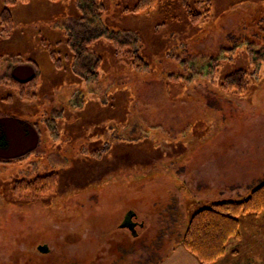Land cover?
Here are the masks:
<instances>
[{
	"label": "rangeland",
	"instance_id": "1",
	"mask_svg": "<svg viewBox=\"0 0 264 264\" xmlns=\"http://www.w3.org/2000/svg\"><path fill=\"white\" fill-rule=\"evenodd\" d=\"M197 1L186 4L203 12ZM183 2L149 15L129 13L139 0H102L95 18L77 0H31L13 9L12 36L0 27V79L23 60L40 70L32 99L2 101L0 88V119L33 128L0 139V264H158L183 247L188 216L264 183V65L247 54L264 48V0H212L197 23ZM110 39L130 43L148 70H133ZM238 70L247 92L223 91ZM51 172L53 196L14 192ZM254 221L219 264H264V222Z\"/></svg>",
	"mask_w": 264,
	"mask_h": 264
},
{
	"label": "trees",
	"instance_id": "2",
	"mask_svg": "<svg viewBox=\"0 0 264 264\" xmlns=\"http://www.w3.org/2000/svg\"><path fill=\"white\" fill-rule=\"evenodd\" d=\"M30 1L0 0V4L2 5L0 27L3 35L10 37L15 33L16 25L13 9L19 5L29 4ZM48 1L59 2L61 0ZM163 1L139 0L136 7L133 10H129V13L150 15L159 8V5ZM186 2L187 0H184L183 6L187 10V15L189 12L188 16L193 23L199 22L202 17L210 13L209 8L212 6V0L197 1L199 5L197 7L204 9L203 12L190 11V7L187 6ZM77 4L81 13L87 17L91 15L95 18H101L103 13L107 11L102 0H77ZM99 38L101 37L97 39ZM110 40L114 42L117 52L124 56L133 70L139 72L148 70V63L136 51L131 49L130 43H121L114 39ZM93 42V39L87 38L81 46L77 47L76 51L80 50V55L87 54L89 46ZM247 54L250 55V64L254 65L256 69L264 65V48L258 53L250 48ZM97 67H99V63ZM39 74L38 65L30 60H23L18 65L11 66L8 73L0 79V88L4 87L3 89L5 90V92L2 91L1 100L17 99L18 101H25L27 98L32 99L35 97L34 91L40 81ZM92 74L95 75L96 71L93 70ZM248 86V74L245 70H238L225 77L222 90L235 95H243L247 92ZM4 93L6 97H4ZM17 119L16 117L10 118V116L0 119V139L8 137L11 130L14 131L13 129L16 128L22 130L20 129L22 127L25 129L27 136H33V128ZM33 127H36V125L33 124ZM7 144H0V150H4ZM28 157L20 159L19 162L27 160ZM59 182L60 174L58 172L45 173L44 175L39 174L34 178L17 182L14 192L21 197L27 194L50 197L54 195ZM252 218L256 223L264 222V183L242 201L214 203L200 207L190 218L187 232L182 240V246L201 264H219L228 255L235 258L237 249L234 247V243L242 241L244 237L243 226H246L248 220ZM31 244L34 245V243ZM44 250L42 254L49 253L47 247Z\"/></svg>",
	"mask_w": 264,
	"mask_h": 264
},
{
	"label": "crops",
	"instance_id": "3",
	"mask_svg": "<svg viewBox=\"0 0 264 264\" xmlns=\"http://www.w3.org/2000/svg\"><path fill=\"white\" fill-rule=\"evenodd\" d=\"M192 207L188 206V215L190 214ZM190 220L188 216V221ZM193 255L188 253L181 245L173 247L170 251V255L165 261L159 262L158 264H201Z\"/></svg>",
	"mask_w": 264,
	"mask_h": 264
},
{
	"label": "water",
	"instance_id": "4",
	"mask_svg": "<svg viewBox=\"0 0 264 264\" xmlns=\"http://www.w3.org/2000/svg\"><path fill=\"white\" fill-rule=\"evenodd\" d=\"M40 251H45L44 248H40Z\"/></svg>",
	"mask_w": 264,
	"mask_h": 264
}]
</instances>
